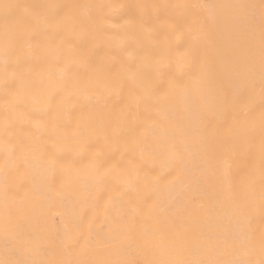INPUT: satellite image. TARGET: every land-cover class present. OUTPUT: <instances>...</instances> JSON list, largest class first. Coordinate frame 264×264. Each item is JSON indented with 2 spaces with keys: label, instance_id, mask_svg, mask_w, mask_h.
Here are the masks:
<instances>
[{
  "label": "bare ground",
  "instance_id": "1",
  "mask_svg": "<svg viewBox=\"0 0 264 264\" xmlns=\"http://www.w3.org/2000/svg\"><path fill=\"white\" fill-rule=\"evenodd\" d=\"M54 3L63 12L83 15L91 11L97 18H107V33L93 37L89 33L73 35L75 53L65 56L64 62L72 65L71 75L84 78L90 65H106L109 74L121 72L127 64L133 70L140 69L143 79L151 82L162 105L150 102L132 103L131 93L135 83L121 72L123 87L98 89L88 95H77L60 110L63 93L52 90L43 104L28 105L21 113L13 114L16 123L9 129L7 139L12 145H40L42 154L29 152L30 162L24 166L26 181L16 182L15 198L11 202L26 235L32 233L41 238L43 252L40 255L26 249L9 254L4 246L5 169L9 178L17 161L18 152L5 151L4 136L0 130V260H99L115 258L111 254L95 251L97 239L106 235L108 226L128 211V202L138 200L141 206L151 207L160 202L168 209L151 220L147 214L140 216L137 240L122 254V258L143 261L152 253L142 247L143 241L156 239L157 229L169 237L182 241L181 249L192 258L206 256L212 243L207 237L216 231H224L226 217L222 201L230 187L243 194L249 178H254L256 211L254 227L257 242L262 221L259 213L262 157L260 152L259 114L261 96L259 88L260 9L230 7L238 4L259 5L260 0H0V4L16 6L11 16L0 6V23L7 17L15 19L29 14V5ZM112 4L113 8H73V5ZM149 5L139 9L137 5ZM213 5L177 7V5ZM255 15L254 28L225 23ZM217 18L216 23L207 17ZM199 20L204 25L206 38L191 33V26ZM55 39V37H53ZM251 49L256 58V80L253 88H245L231 69L243 64ZM208 53V79L210 84L222 87L237 110L222 111L209 107L204 116L207 151L198 139L180 134L184 125L197 127L191 109H186L180 95L182 89L200 73L199 62L188 59L190 52ZM85 58L87 62H85ZM3 60L0 58V129L8 94L20 88L19 80L2 76ZM17 71L24 75V86L39 87L49 80H60L59 70L41 54L21 62ZM169 97L175 99L168 104ZM251 98L254 129L248 139L241 141L231 136L233 122L247 119L239 108ZM193 108L199 107V97L193 93ZM167 106L169 117L163 119L161 108ZM102 109L115 125L126 119L134 134L127 129L106 139L102 128L96 127L81 142H65L63 137H51L50 130L59 124L70 132L79 123L87 121ZM181 115L177 124L176 117ZM184 140L185 157L189 171L178 177L176 164L168 152L172 138ZM54 160L56 167L47 172L39 161ZM195 160L198 167H191ZM102 165L100 174L96 168ZM159 180V185L153 182ZM176 180L175 184L170 181ZM234 226L235 222L232 221ZM199 246H196V242ZM20 249V244H17ZM168 258V257H165ZM233 258V257H224ZM259 259L258 243L254 256Z\"/></svg>",
  "mask_w": 264,
  "mask_h": 264
},
{
  "label": "snow or ice",
  "instance_id": "2",
  "mask_svg": "<svg viewBox=\"0 0 264 264\" xmlns=\"http://www.w3.org/2000/svg\"><path fill=\"white\" fill-rule=\"evenodd\" d=\"M4 7L9 16H11L14 5L0 4ZM32 11L22 17L15 19L5 18L0 23V58L3 60L2 76L7 82L9 79L19 80L21 87L12 90L6 97L4 117L2 120V133L4 136L5 151L18 152L17 161L13 165L12 171L14 176L9 178V170L5 169L6 176L4 184L5 196V214H4V246L9 254H15L18 250H27L29 253H34L37 256L43 252L41 238L32 233L24 234L23 228L18 218L17 210L11 206V202L15 198L14 187L17 181L23 184L27 178V172L24 166L30 162L29 152L35 151L37 154H42L40 145H12L8 137L9 129L14 126L16 119L13 114L21 113L28 105L43 104L46 102L48 94L58 89L63 93L64 102L60 106V110L67 107L72 99L77 95H88L98 89H108L123 87L124 80L121 79V72L127 75V78L135 83V89L131 93L132 103L139 104L141 102H150L158 107L162 105L161 98L157 95L155 86L142 78L141 70H133L127 64L121 65V72L112 75L108 73L106 65H90V72L84 78H77L71 75L72 65L64 62L67 54L75 53L73 45V35L77 32L89 33L93 37L104 36L108 29L106 28L107 18H97L91 11L83 15L70 14L63 12L61 6L54 3H39L29 5ZM73 8H113L121 7L119 5L104 4V5H73ZM149 5H137L139 9H146ZM177 7H198L201 9L213 8V5H177ZM234 8L260 9V52H259V88L261 96V112L259 114L260 126V152L262 157V165H264V0H260L259 5L254 4H238L230 5ZM212 23L217 22L214 16L207 17ZM229 24L246 25L249 29L254 28L256 23L255 15L248 16L243 20L231 19L225 21ZM192 35L204 39L206 33L204 25L197 20L191 26ZM55 37V39H53ZM41 54L46 60L51 62L60 72L59 82L51 83V73L49 80L40 83L39 87L24 86V75L17 71L21 62L35 58V54ZM188 59L193 62H199L200 73L193 79L190 84L181 90L180 95L185 102L186 109H191L196 119L197 127L193 128L189 125H184L180 129V134L185 138L198 139L207 151V139L204 128V116L209 109L219 108L222 111L237 110L236 102L229 98L226 91L220 87H213L208 79V53L205 50L203 53L190 52ZM85 62H87L85 58ZM256 58L251 49L243 64L237 63L232 69L231 74L240 80L245 88H253L256 80ZM193 93H197L199 97V107L193 108L194 100ZM175 97H169L167 103L170 104ZM239 111L244 113L247 119L241 121L239 119L233 122L231 128V136L238 138L241 141L248 139L254 129L255 117L251 98L247 104L239 108ZM163 119L169 117L167 106L161 108ZM181 115H177L176 121L179 124ZM102 128L106 139H111L114 136L121 134L127 129L129 133L134 134L132 125L126 120H120L112 124L105 116L102 109L97 108L90 118L82 123H79L70 132H66L59 124H54L51 127L50 135L55 138L63 137L65 142H81L85 140L93 128ZM184 140L176 141L173 137L168 144V152L176 164L178 177L189 171V162L185 157ZM41 166L47 172H51L56 167L54 160L39 161ZM191 167H198V163L193 160L190 162ZM102 165L96 168L97 174H100ZM177 181H170V184H175ZM154 185H159L160 181L153 182ZM256 192L254 178H249L246 184V190L243 194H237L230 187L226 191L225 198L222 201V208L230 213V217H226L227 224L224 226V231H216L207 239L212 241L207 249V255L202 258H192L186 255L181 249L187 246L176 239L169 237L164 231L157 229L155 240L143 241L142 247L152 253L151 258H146L143 261L134 259L122 258L131 244L137 240L138 231L141 226L138 223L139 217L147 216L154 221L159 220V215L162 212L168 211L164 204L154 202L149 208L141 206L139 201H129L128 211L114 220L113 224L108 226L107 234L98 237L95 251L100 253L111 254L115 258L99 259V260H46V259H2L0 264H264V166L261 172V187L259 192V213L262 221V226L259 231L257 242V234L254 227L255 211H256ZM232 221L235 222L234 226ZM20 244V249L17 244ZM257 243L259 251V259L254 256L257 252ZM199 246V242H196ZM168 257V258H165ZM233 257V258H224Z\"/></svg>",
  "mask_w": 264,
  "mask_h": 264
}]
</instances>
